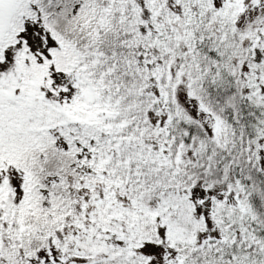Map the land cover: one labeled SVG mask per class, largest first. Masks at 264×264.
Instances as JSON below:
<instances>
[{
	"label": "snow or ice",
	"instance_id": "6c2138e0",
	"mask_svg": "<svg viewBox=\"0 0 264 264\" xmlns=\"http://www.w3.org/2000/svg\"><path fill=\"white\" fill-rule=\"evenodd\" d=\"M0 264H264V0H0Z\"/></svg>",
	"mask_w": 264,
	"mask_h": 264
}]
</instances>
